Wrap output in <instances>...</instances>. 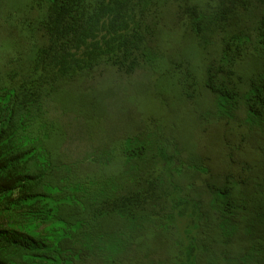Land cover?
<instances>
[{
	"label": "trees",
	"instance_id": "obj_1",
	"mask_svg": "<svg viewBox=\"0 0 264 264\" xmlns=\"http://www.w3.org/2000/svg\"><path fill=\"white\" fill-rule=\"evenodd\" d=\"M110 74L159 108L102 124ZM203 133L264 146V0H0V264H264V169Z\"/></svg>",
	"mask_w": 264,
	"mask_h": 264
},
{
	"label": "rangeland",
	"instance_id": "obj_2",
	"mask_svg": "<svg viewBox=\"0 0 264 264\" xmlns=\"http://www.w3.org/2000/svg\"><path fill=\"white\" fill-rule=\"evenodd\" d=\"M139 81V83L142 82V79L144 77H141V74H139V77H136ZM132 80V78L125 80V82L129 85L132 82L133 84L136 82L137 79ZM145 79V78H144ZM97 88L100 89V92L110 95L109 97V103L111 104V109L113 113H109L107 115V125H113L116 124L114 121L115 113L117 114L118 110L121 107H125L127 111L129 112L130 119H133L135 121L146 119L147 112H144V110L141 109L143 105H146L150 111H154L155 109L159 108L158 99L156 94L148 90L149 88H145L140 92H135V89H130L132 91L131 93L133 95H124L128 93H122V95L119 93L122 89L121 81H117L115 77L110 74L105 77H98L95 81ZM129 93V94H131ZM164 96L166 98V104L164 106L160 105V108L164 110L165 114L164 117L167 121H172L173 117L179 116L178 111H185L184 106H178L177 104L173 103L172 95L167 92L164 93ZM156 101V102H155ZM171 106L174 107L170 108ZM146 108V107H144ZM122 113L126 114L122 111ZM124 114H120L123 117ZM155 115L154 113H151L150 116ZM193 116V113L190 111L188 113H185L179 117V120L181 122H186ZM104 117H102L103 119ZM101 119V120H102ZM105 121V120H104ZM191 122V119L189 120V123ZM181 131L183 130V126L180 127ZM215 128V126L213 127ZM194 129V130H193ZM110 131H112V128H110ZM188 134L190 135H197L198 131L194 128L189 129ZM200 139L202 143V148L206 150L207 152V158H209L208 163L212 167V169H229L230 167L232 169H264V146H261L262 150L261 152H252L250 150L252 140L250 143L244 144L242 146L243 148V155H234V157L231 158V160L224 161L222 154L219 152V147L221 145V142L225 141L221 138H216V135L213 133H203L200 134ZM212 140V144L209 145V142ZM222 140V141H221ZM95 142H97L95 140ZM90 143V142H89Z\"/></svg>",
	"mask_w": 264,
	"mask_h": 264
}]
</instances>
